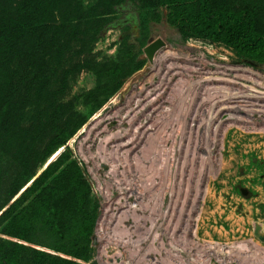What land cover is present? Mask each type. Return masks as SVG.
<instances>
[{
    "label": "rangeland",
    "instance_id": "1",
    "mask_svg": "<svg viewBox=\"0 0 264 264\" xmlns=\"http://www.w3.org/2000/svg\"><path fill=\"white\" fill-rule=\"evenodd\" d=\"M215 3L231 9L251 7L258 30L264 32V0H215ZM158 11L154 15L159 18L150 16L144 20L132 2H125L99 24L81 26L82 39L90 41V52L96 61L113 66L127 51L128 39L139 42L140 54L124 64L122 86L102 104V97L96 99L91 93L100 82L109 81V77H99L89 70L68 76L67 89L57 94L64 113L57 115L53 123L61 127L59 131L66 136V142L49 158L54 160L65 152L69 156L66 163L76 160L81 164L93 195L100 197L98 216L104 202L99 186H103L112 198L106 205L121 201L117 211L124 209L127 217L134 218L137 214L141 217L142 225L135 232L140 238H135L129 247L135 248L140 243V248L143 242L144 248H153L156 239L153 236L158 233L160 264H264V260H258L260 254L255 249L241 253L243 249L227 252L220 247L247 240L264 247V112L245 113L239 108L232 113L233 118L246 122L239 120L231 125L226 122L224 126L215 120L207 126L204 111L210 105L203 102L205 90L201 87L195 90L189 84L202 79L201 86L205 83L208 86L206 80L214 75L209 71L216 70L215 64L250 68L264 75V62L242 56L222 42L184 34L168 22L164 5ZM159 37L166 45L156 53L157 57L173 53L172 60L160 66L144 53V47ZM79 43L78 50L82 42L72 41L75 49ZM75 49L66 53L74 54ZM187 55L195 57L194 66L209 71L191 68ZM197 56L206 57L210 63L205 65ZM238 70L241 74V69ZM225 76L243 83L238 84L243 86L242 92L250 85L254 86V95L264 93V83L251 75L237 78L236 72H231L221 77ZM167 78L171 79V85ZM221 79L209 80L210 85L224 86L225 79ZM140 90L142 94L137 96ZM132 94L137 97L127 102ZM261 97L264 99V95ZM217 104L218 99L214 107ZM134 111L137 116L131 118ZM228 113L221 111L217 117ZM81 122L84 123L79 125ZM51 135L52 129L46 127L40 137L42 143ZM14 161L9 156L0 160V203L12 190L8 187L11 180L24 171ZM41 167L42 164L36 167V174ZM68 201L69 193H65L56 205L64 206ZM198 215L193 227L191 217L195 219ZM192 227H197L199 240L190 233ZM3 236L0 226V237ZM91 245L93 256L90 261H83L85 264H91L98 255V247ZM113 247L115 251L116 246ZM133 252L128 249L123 256L133 258L132 264H152L149 254ZM1 260L0 256V264Z\"/></svg>",
    "mask_w": 264,
    "mask_h": 264
},
{
    "label": "trees",
    "instance_id": "2",
    "mask_svg": "<svg viewBox=\"0 0 264 264\" xmlns=\"http://www.w3.org/2000/svg\"><path fill=\"white\" fill-rule=\"evenodd\" d=\"M125 2H132L144 20L159 18L154 14L164 5L168 22L184 34L222 42L264 62V32L249 6L231 9L215 0H0V160L9 156L24 169L11 180L12 190L0 203L5 236L0 237L1 264H85L93 256L99 201L76 160L66 163L65 152L49 158L66 142L61 127L53 123L63 112L57 94L67 89L70 74L89 70L109 77L91 93L102 97L101 104L122 86L124 64L140 54L139 42L128 39L123 57L108 66L96 61L90 41L80 32L81 26L99 24ZM73 40L82 42L80 50ZM71 48L76 54L66 53ZM46 127L53 135L42 143ZM47 162L12 202L36 175V167ZM65 193L68 203L57 206Z\"/></svg>",
    "mask_w": 264,
    "mask_h": 264
},
{
    "label": "bare ground",
    "instance_id": "3",
    "mask_svg": "<svg viewBox=\"0 0 264 264\" xmlns=\"http://www.w3.org/2000/svg\"><path fill=\"white\" fill-rule=\"evenodd\" d=\"M164 47V46H163ZM162 55V54H161ZM172 54L170 53H166L164 56H162V58H159L157 57V55L155 56L154 60L155 62L159 63V66L160 64L164 63V61H167L169 59L172 60ZM188 57L186 58L187 62L190 64V67L191 68H203L204 70H208V68L206 67H197L196 65L194 66V64L192 63V61L194 60V56L191 57V55H187ZM167 57V58H166ZM197 58H199V60L204 63L205 65H207V63H210L209 60L206 58V57H203V56H197ZM154 62V61H153ZM200 64V63H199ZM216 65V70H208L209 73H212L214 75H211L209 77H207L208 79L206 80L207 83H209L208 86H206V83H205V86H201L202 84V79L200 80H196L194 83L193 82H189L190 85H194V89L197 90L199 87L203 88V90H205L203 92V95H205L203 97V102H205L207 105H210L209 108L207 110L204 111V114L207 116V126L213 122H215V120L217 121L218 124H222L225 126L226 122H229L228 125H231V124H234V123H238L240 122H246L247 120L245 119H241L240 118L238 119L237 117L236 118H233L234 116L232 115L233 112L239 110V108H243L244 109V112L245 113H249L248 111H252L253 113L255 112H258L261 110V112H264V103H260L259 101H264L263 97H261L262 95H264V93L262 92H258V94L255 93L254 95V89L252 86H248L246 87L244 90H246L245 92L243 91L242 92V87L241 85L239 86L238 84H243L241 83L240 81H237V80H233V79H229V78H226L225 77H221L223 75H230L231 72H236V76L234 77H242V76H247V75H251L254 79H257V80H260L262 83H264V75L259 73L258 71H255L254 69H250V68H245V67H238L235 68L233 66H228L226 67V65H219V64H215ZM204 66V65H203ZM189 67V66H188ZM221 68V69H220ZM241 69L242 73L240 74L239 73V70L238 69ZM171 69V68H170ZM178 69H183L182 67H178ZM210 69V68H209ZM217 69H220V71H217ZM197 70V69H196ZM205 70V71H206ZM222 70V71H221ZM169 71V70H168ZM166 71V72H168ZM178 72V71H177ZM220 72V73H219ZM221 74V75H218V74ZM193 74V73H192ZM198 74V73H197ZM194 76V75H193ZM204 77V76H203ZM194 78V77H193ZM200 78V77H199ZM202 78V77H201ZM222 78L224 80V86H221V87H218V86H214V85H210V81L211 80H217L219 81V79ZM221 79V80H222ZM241 79V78H240ZM252 79V78H251ZM185 81H187V79H184ZM210 80V81H209ZM167 81H168V78H167ZM190 81V80H189ZM160 82V81H159ZM171 82V79H169L168 81V84H170ZM148 84V83H147ZM180 84V93H181V90H182V84ZM153 85V84H152ZM188 85V87L190 86ZM139 86V85H138ZM177 86V84H176ZM184 86V85H183ZM164 87V86H163ZM168 87V86H167ZM187 87V86H186ZM169 88V87H168ZM177 88V87H175ZM252 88V90H251ZM160 89H163V88H160ZM234 89V90H233ZM188 90H190L188 88ZM199 90V89H198ZM201 90V89H200ZM143 91V90H142ZM142 91L140 90V92L137 94V96H141L142 94ZM157 91V89H156ZM161 91V90H160ZM213 91H215V93L213 94ZM149 92V91H148ZM166 92V91H165ZM196 93L198 91H195ZM250 92H253V94H251ZM136 93V92H135ZM158 93V92H157ZM252 96H250V95ZM137 96H133V94L129 97V99L127 100L128 101H133V98L137 97ZM150 97V96H149ZM212 97V98H210ZM254 97V98H253ZM140 98V97H138ZM158 98V97H157ZM261 98V99H260ZM212 99V100H211ZM218 99L219 101V104H217L215 107V103H216V100ZM253 101H252V100ZM147 100V99H146ZM140 101V100H139ZM143 101V100H141ZM239 102H244L243 104H240ZM233 103V104H232ZM235 103V104H234ZM256 103V104H255ZM247 106H250L249 108ZM258 106V108L256 107ZM123 108V107H122ZM209 109H210V112H209ZM246 109V110H245ZM160 111V110H159ZM221 111H228V115L226 116H220V118L217 117L218 113H220ZM143 112V111H142ZM116 113V112H115ZM130 113V112H129ZM128 113V114H129ZM259 113V112H258ZM151 115V114H150ZM137 116L135 111L134 113L131 115V118ZM156 116V115H155ZM251 116V115H250ZM240 120V121H239ZM132 122V121H131ZM141 126V125H140ZM108 142V141H107ZM126 153V152H125ZM123 157V156H122ZM124 158V157H123ZM126 158V157H125ZM123 199V198H122ZM120 203V202H119ZM192 211V210H191ZM141 214V213H140ZM199 218V215L194 219L191 217V224L192 226L194 227V225L196 226L197 222L196 220H198ZM192 227V229H193ZM255 227V226H254ZM190 231V233L192 234V236H194V238L196 240H199V238L197 237V233H196V229H193ZM190 230V229H189ZM195 231V232H193ZM193 238V237H192ZM193 238V239H194ZM172 243V242H171ZM239 243V244H238ZM236 244H221L220 247L222 248V250L226 249L227 252L228 251H236L238 249H243L241 253H249L248 251H252L253 249L257 250L256 252H258V255L260 257H258V260L259 261H262L264 260V247H262L260 244H258V242H255L254 240H247V241H241L238 242ZM216 244V243H215ZM218 244V243H217ZM209 246V245H208ZM211 246L214 247V244H211ZM216 247V246H215ZM212 249V248H211ZM219 251V250H218ZM173 252V251H172ZM171 252V253H172ZM239 252V251H238ZM174 254V253H173ZM226 255V253H225ZM256 255V257L258 256ZM221 257V256H220ZM219 257V259H220ZM228 258V257H227ZM250 258V256H249ZM257 259V258H256ZM258 261V262H259Z\"/></svg>",
    "mask_w": 264,
    "mask_h": 264
},
{
    "label": "built area",
    "instance_id": "4",
    "mask_svg": "<svg viewBox=\"0 0 264 264\" xmlns=\"http://www.w3.org/2000/svg\"><path fill=\"white\" fill-rule=\"evenodd\" d=\"M99 188L104 198V202L101 213L97 217L93 233V236H96V243L94 244L92 241L94 247H98V255L95 258L98 259L99 263L132 264V261L134 260L133 258L129 260L127 257L123 256L128 249H131V251L134 250L133 253L138 251L143 254H149L152 259V264H160L159 256H161V251L157 238L159 234L156 233L153 236V239L156 238L152 244L153 248H144L143 242H141L142 246L140 248V243L135 248L129 247L128 244H132L135 238H140V236H137L135 232L138 231L142 225L141 217L138 214L134 218L127 217L126 210L124 209H118L117 211L116 206L119 203L114 204V202L106 205V202L110 201L111 196L108 193V190L103 186H99ZM97 198L100 200L99 196ZM113 246H116L115 251H112L114 248ZM157 256L158 260L156 259Z\"/></svg>",
    "mask_w": 264,
    "mask_h": 264
},
{
    "label": "water",
    "instance_id": "5",
    "mask_svg": "<svg viewBox=\"0 0 264 264\" xmlns=\"http://www.w3.org/2000/svg\"><path fill=\"white\" fill-rule=\"evenodd\" d=\"M166 45V41L162 38H156L154 39L153 41H151L146 47H144V53L146 54L147 58L150 60V61H154V58L156 56V53L163 47ZM52 161V160H51ZM50 161V162H51ZM50 162H47L40 170L39 172L30 180V182L23 188L21 189V191L13 198L12 202L15 201L21 194L22 192L27 188L29 187L33 182L34 180L41 175V173L47 168L48 164ZM2 212H0L1 214ZM92 241L93 243L95 244L96 243V236H93L92 237ZM91 264H100L98 259L95 258L92 260Z\"/></svg>",
    "mask_w": 264,
    "mask_h": 264
}]
</instances>
